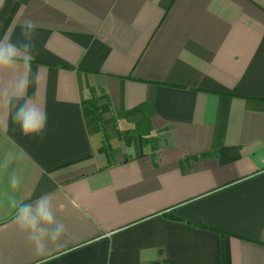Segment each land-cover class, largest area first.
Returning a JSON list of instances; mask_svg holds the SVG:
<instances>
[{"label": "crops", "instance_id": "crops-1", "mask_svg": "<svg viewBox=\"0 0 264 264\" xmlns=\"http://www.w3.org/2000/svg\"><path fill=\"white\" fill-rule=\"evenodd\" d=\"M0 5V39L39 25L48 118L0 105V264H38L12 201L45 194L49 264H264V0Z\"/></svg>", "mask_w": 264, "mask_h": 264}, {"label": "clouds", "instance_id": "clouds-1", "mask_svg": "<svg viewBox=\"0 0 264 264\" xmlns=\"http://www.w3.org/2000/svg\"><path fill=\"white\" fill-rule=\"evenodd\" d=\"M38 27L36 21L25 18L20 24V35L15 41L7 37L0 39V77H6L0 83V105L7 106L12 121L19 126L22 134L43 139L47 127V112L35 100L41 73L39 69H32L34 56L39 55ZM30 86L34 88L32 95L28 92ZM11 159V153L6 154L4 166ZM10 185L17 189L20 178L13 174ZM12 206L16 210V225L27 233L36 256L41 257L38 264H49L50 258L58 259V255L50 257L49 249H60L66 226L56 219L49 195H41L34 203H17L13 200Z\"/></svg>", "mask_w": 264, "mask_h": 264}, {"label": "trees", "instance_id": "trees-1", "mask_svg": "<svg viewBox=\"0 0 264 264\" xmlns=\"http://www.w3.org/2000/svg\"><path fill=\"white\" fill-rule=\"evenodd\" d=\"M94 115V117L97 119V115L96 114H93Z\"/></svg>", "mask_w": 264, "mask_h": 264}]
</instances>
